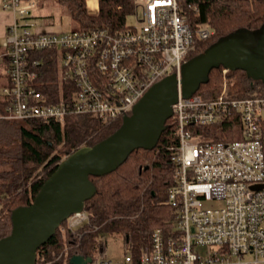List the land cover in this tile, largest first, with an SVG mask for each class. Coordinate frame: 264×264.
Wrapping results in <instances>:
<instances>
[{
    "label": "built area",
    "instance_id": "2783aa9c",
    "mask_svg": "<svg viewBox=\"0 0 264 264\" xmlns=\"http://www.w3.org/2000/svg\"><path fill=\"white\" fill-rule=\"evenodd\" d=\"M135 24L112 32L43 29L34 19L35 0H0L3 10L18 16L6 30L9 83L2 87L0 118L55 119L90 114L112 122L132 111L154 83L182 64L200 40L214 29L192 28L181 0H135ZM34 51H55L59 93L38 87L44 57ZM220 92L189 97L180 91L173 105L178 143L169 146L175 173L167 191L172 219L151 234L150 248L124 258L99 256L87 264H264V92L238 96L228 72ZM101 77V86L94 75ZM222 123L237 127L239 139L203 136L195 128ZM89 218L72 214L70 228ZM203 250V251H201ZM63 256L69 261L67 249ZM70 262V261H69ZM65 262L64 264H72Z\"/></svg>",
    "mask_w": 264,
    "mask_h": 264
},
{
    "label": "trees",
    "instance_id": "16d2710c",
    "mask_svg": "<svg viewBox=\"0 0 264 264\" xmlns=\"http://www.w3.org/2000/svg\"><path fill=\"white\" fill-rule=\"evenodd\" d=\"M58 2L76 23L72 29L107 28L112 32L127 28V19L136 6L135 0H98V10L93 12L87 0ZM181 9L192 28L206 23L214 29L209 39L197 42L186 60L236 29H256L264 22V0H181ZM31 56L45 59L35 68L40 71L38 87L43 92L58 94L60 81L55 51H34ZM224 69V66L214 68L198 93L213 96L220 92ZM227 76L238 96L244 97L256 90L264 92V82L242 69L230 70ZM7 77L9 83L8 74ZM93 77L95 84L101 86V77L98 79L96 74ZM122 121L120 117L108 123L90 114L68 115L63 121L0 118V238L12 230V211L33 202L44 181L65 157L81 146L94 145L106 138ZM167 125L153 149H136L116 170L107 175L90 176L97 191L85 203L88 220L74 229L65 221L38 249L36 264L68 263L63 256L66 249L70 256L75 253L94 258L106 256L109 232L121 233L135 255L150 248L151 231L169 224L172 219L167 191L174 178L175 164L169 146L178 143V135L173 117ZM236 129L232 124L222 123L212 128L197 127L195 132H202L208 138L234 140L241 137L234 132Z\"/></svg>",
    "mask_w": 264,
    "mask_h": 264
},
{
    "label": "water",
    "instance_id": "95a60500",
    "mask_svg": "<svg viewBox=\"0 0 264 264\" xmlns=\"http://www.w3.org/2000/svg\"><path fill=\"white\" fill-rule=\"evenodd\" d=\"M220 66L242 69L264 82V22L256 29H236L186 60L180 73L168 74L145 91L117 130L65 157L33 202L12 211V230L0 238V264H36L38 249L95 195L97 187L90 176L116 170L136 149H153L173 116L180 91L185 97L193 95ZM69 261L87 264L92 256L75 253Z\"/></svg>",
    "mask_w": 264,
    "mask_h": 264
},
{
    "label": "rangeland",
    "instance_id": "374dc122",
    "mask_svg": "<svg viewBox=\"0 0 264 264\" xmlns=\"http://www.w3.org/2000/svg\"><path fill=\"white\" fill-rule=\"evenodd\" d=\"M36 5L32 8L33 18L38 20V23L52 24L63 30H68L76 27V23L72 20L71 15L61 5L58 0H35ZM88 8L90 11L97 12L98 0H88ZM137 18L131 15L127 19V24H135ZM6 41V39H5ZM4 41V42H5ZM3 42V43H4ZM6 43V42H5ZM4 43V44H5ZM8 78L5 72L0 77V95L2 87L7 83ZM127 244L119 232H109L107 234L106 254L114 261H121L127 251ZM203 251V250H201Z\"/></svg>",
    "mask_w": 264,
    "mask_h": 264
},
{
    "label": "crops",
    "instance_id": "0c3cea01",
    "mask_svg": "<svg viewBox=\"0 0 264 264\" xmlns=\"http://www.w3.org/2000/svg\"><path fill=\"white\" fill-rule=\"evenodd\" d=\"M88 1V0H87ZM99 7V5H98ZM18 16L16 13L9 11V10H3L0 6V54L5 51V38H6V30L8 25L13 22ZM38 23V20H37ZM39 26H41L43 29H50V30H61V28L57 26H53L52 24H45V23H38ZM4 42V43H3ZM8 60H0V72H5L6 75L8 74ZM8 78V77H7ZM8 83V82H7Z\"/></svg>",
    "mask_w": 264,
    "mask_h": 264
}]
</instances>
